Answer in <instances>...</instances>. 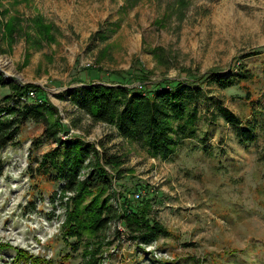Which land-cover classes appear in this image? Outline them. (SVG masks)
I'll use <instances>...</instances> for the list:
<instances>
[{
  "label": "rangeland",
  "instance_id": "1",
  "mask_svg": "<svg viewBox=\"0 0 264 264\" xmlns=\"http://www.w3.org/2000/svg\"><path fill=\"white\" fill-rule=\"evenodd\" d=\"M0 14V118L13 117L4 103L14 83L41 87L45 95L38 96L56 108L51 119L68 131H60L63 139L80 136L98 148L103 141L124 156L121 179L107 167L110 203L120 208L122 194L149 197L168 229L148 244L131 239L118 220L101 244L88 243L85 233L83 241L68 236L73 194L61 193L54 170L39 171L58 142L29 119L14 143L0 148V264H38L16 262L20 251L40 264H91L95 250L96 264H264V131L243 143L231 124L212 117L219 106L250 117L246 90L259 100L256 112L264 109V0H0ZM240 66L254 73L249 83L203 84L209 97L198 103L197 126L206 142L187 141L168 160L94 123L71 98L93 81H199L212 71L237 74Z\"/></svg>",
  "mask_w": 264,
  "mask_h": 264
},
{
  "label": "trees",
  "instance_id": "2",
  "mask_svg": "<svg viewBox=\"0 0 264 264\" xmlns=\"http://www.w3.org/2000/svg\"><path fill=\"white\" fill-rule=\"evenodd\" d=\"M14 24L9 30L12 37L16 31ZM42 28L44 36H51L46 26L42 25ZM253 78L255 75L251 70L240 66L237 74L225 77L212 71L207 78L199 81L192 78L146 82L147 79L138 77L140 85L136 86L125 82L108 85L93 81L86 83L89 87L74 88L71 98L78 110L85 112L94 123H107L115 127L123 138L144 147L150 156L168 160L187 141L201 139V143L206 142V139L200 138L197 126L198 103L209 97V91L203 86L205 82H214L221 89H226L236 84L249 83ZM1 84H5V81L0 72ZM13 87L14 92L6 96L4 103L13 117L0 118V148L14 143L18 125L29 119L42 123L45 135L58 142L57 148L43 156L39 171L41 175H49L54 170L62 181L61 193L73 194L67 210V222L63 225L67 228L68 236L83 241L87 234L91 238L88 243L101 244L105 230L116 220L122 221L131 239L143 244L151 243L160 235L168 233V229L153 216L151 198L140 194L141 198L134 200L127 194H122L125 200L118 208L110 203L109 196H104L114 183L113 174L117 179L123 177L125 170L122 165L126 162L124 156L110 153L103 141L99 142L98 148L80 136L63 139L59 135L60 131H68L59 120L51 119L56 108L38 94L36 99L27 96L30 90H35L36 93L40 91L43 95L45 90L30 84L22 86L14 83ZM245 98L252 106L250 117H242L223 106L217 107L212 117L215 120L222 117L233 126L243 143H253L257 141L259 131H264V118H257L264 116V109L256 112L259 104L255 101L259 100L252 97L251 91L246 90ZM260 158L264 159V150ZM86 168L90 170L82 177V171ZM88 198L90 200L86 202ZM89 255L91 258L88 261L96 264V250L93 258ZM15 261L40 264L43 260L20 251Z\"/></svg>",
  "mask_w": 264,
  "mask_h": 264
},
{
  "label": "built area",
  "instance_id": "3",
  "mask_svg": "<svg viewBox=\"0 0 264 264\" xmlns=\"http://www.w3.org/2000/svg\"><path fill=\"white\" fill-rule=\"evenodd\" d=\"M27 96H28V98H35L36 99L37 93L35 90H30Z\"/></svg>",
  "mask_w": 264,
  "mask_h": 264
},
{
  "label": "water",
  "instance_id": "4",
  "mask_svg": "<svg viewBox=\"0 0 264 264\" xmlns=\"http://www.w3.org/2000/svg\"><path fill=\"white\" fill-rule=\"evenodd\" d=\"M100 83V82H99Z\"/></svg>",
  "mask_w": 264,
  "mask_h": 264
}]
</instances>
